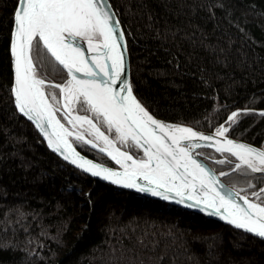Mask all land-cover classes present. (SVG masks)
Listing matches in <instances>:
<instances>
[{
	"label": "trees",
	"instance_id": "1",
	"mask_svg": "<svg viewBox=\"0 0 264 264\" xmlns=\"http://www.w3.org/2000/svg\"><path fill=\"white\" fill-rule=\"evenodd\" d=\"M110 2L129 43L135 93L149 111L199 131L224 125L228 136L264 149V0ZM16 5L0 0V264H264V240L103 183L48 149L12 95ZM34 55L61 99L55 85L67 73L41 59L43 51ZM237 109L250 111L228 121ZM74 145L118 167L85 142ZM128 150L143 157L135 145ZM199 153L224 182L264 202V174L237 169L228 153Z\"/></svg>",
	"mask_w": 264,
	"mask_h": 264
},
{
	"label": "snow or ice",
	"instance_id": "2",
	"mask_svg": "<svg viewBox=\"0 0 264 264\" xmlns=\"http://www.w3.org/2000/svg\"><path fill=\"white\" fill-rule=\"evenodd\" d=\"M13 23L14 103L20 113L35 122L52 149L86 173L141 193L203 208L264 238V202L247 196L240 200L234 189L225 191L193 149L207 142L220 153L227 151L238 158L237 169L262 173L264 150L229 138L224 125L216 128L215 135H208L158 119L149 111L126 74L128 42L110 0H17ZM34 48L37 53L43 51L41 59L50 57L66 69L68 79L55 87L62 92L61 110H67L64 114L70 128L57 116L56 105L61 101L56 92L49 95L46 91L45 86L55 82L38 74ZM81 100L104 121L109 132L115 131V137L103 131L91 116L74 110ZM240 111L250 109L232 111L228 121L235 122ZM85 127L91 138L81 131ZM69 137L100 149L121 167H108L82 155ZM129 142L143 150L142 158L117 146Z\"/></svg>",
	"mask_w": 264,
	"mask_h": 264
},
{
	"label": "water",
	"instance_id": "3",
	"mask_svg": "<svg viewBox=\"0 0 264 264\" xmlns=\"http://www.w3.org/2000/svg\"><path fill=\"white\" fill-rule=\"evenodd\" d=\"M110 5H111L112 9L114 10V15H115V17H118V14H117L116 10L114 9V7H113V5H112L111 2H110ZM118 18H119V17H118ZM119 20H120V19H119ZM120 23H121V21H120ZM121 26L123 27L122 23H121ZM13 31H14V24H13ZM13 31H12V34H13ZM11 38H12V36H11ZM124 38L127 39L126 33L124 34ZM127 42H128V40H127ZM83 43L86 45V41L83 42ZM86 54H88L89 56L91 55L90 52H87ZM125 54H126V74H127L128 77L131 79L132 84H133L132 60H131V53H130L129 43L127 44V48L125 49ZM11 57H12V68H13V85H12V89H13V87H14V57L12 56V54H11ZM60 66L63 68L62 65H60ZM63 69H64V68H63ZM64 71L66 72V69H64ZM66 73H67V72H66ZM81 75H83V74H81ZM117 84H118V85H119V84H122V81H118ZM133 91H134V93H135L134 86H133ZM135 94H136V93H135ZM12 95H13V99H14V91H13V90H12ZM137 98H138V97H137ZM138 99H139V98H138ZM15 106H16V105H15ZM16 108H17V110H18V106H16ZM18 112H19V110H18ZM19 114H20L22 117H24L28 122H30V123L34 126V128L36 129V131L39 133V135L41 136V138L44 140V142H45V144L47 145L48 149H49L53 154H55L57 157H59V158H60L62 161H64L65 163H67V164H69L70 166L74 167L75 169H77V170L83 172L84 174H86V175H88V176H90V177H92V178H94V179H96V180H99V181H101V182H103V183H106V184H109V185H112V186L119 187V188L124 189V190H126V191H129V192H131V193H136V194H139V195H143V196H146V197H149V198L155 199V200H157V201H161V202H164V203H168V204H171V205H174V206L180 207V208H182V209H185V210L190 211L191 213H193V214H195V215H197V216H199V217H201V218L209 219V220L214 221V222H216V223H218V224H221V225L230 226V227H232V228H234V229H237V230H240V231L246 232V233H248V234H250V235H252V236H255V237L259 238V239L264 240V238L258 237V236H257L256 234H254V233L248 232V231H246V230H244V229H240V228H238V227L235 226V225H232L229 221H225V220H223L222 217H219V216L213 215V214H211L210 212H205V211L203 210V208H200V207H191V206H190L189 204H187V203H186V204H180L178 201H175V200H165L163 197H156V196H154V195H152V194H150V193H141V192H140L139 190H137V189H131V188L126 187L125 185H117V184H115L114 182H112V181H107V180H105V179L102 178V177L94 176V175L91 174V173H86V171L80 169L78 165L73 164L70 160H67L65 157L61 156V155H60L59 153H57L54 149H52V148L47 144V139L43 136V134L39 131V129H37V128L35 127V122H34V121H31V120H30L28 117H26L23 113H20V112H19ZM173 124H174V123H173ZM198 131H199V130H198ZM203 132H205V134H208V135H215V132H207V131H203ZM226 135H227V134H226ZM227 136H228V135H227ZM228 137H229V138H232V139H236V138H233V137H230V136H228ZM236 140H238V141H242V142H245V143H248V144H251V145H253V146H255V147L259 148V149L264 150L263 148H261V147H259V146H257V145H254V144H252V143H249V142H247V141H243V140H240V139H236ZM214 142H215V141H213V143H214ZM73 145H74V143H73ZM74 147L77 149V151H79L78 148H77L75 145H74ZM202 148H208V149H212V150H215V151H218V150L215 149V148H213V147H211V145L208 144L207 142H204V143H202L199 147H195V148L193 149V152H194V154L196 155V158H197V159L201 160L203 163H205V164L211 169L212 174L217 178V180L219 181V183L225 186V187H224V190H225V191H227V190H229V189H234L237 193H239V196L237 197V199L243 200V197H245V196H247V195L241 193L240 191L236 190L235 188L231 187L230 185H228L226 182L223 181L221 175H220L219 173L216 172V170L213 168V166L210 164V162L207 161V160H206L203 156H201V154L199 153V150L202 149ZM80 152H81V151H80ZM218 152H219V151H218ZM224 153H228V152L225 151ZM81 154H82V155H85V154L82 153V152H81ZM228 154H231V153H228ZM231 155H233V154H231ZM85 156H87V155H85ZM88 157H89V156H88ZM89 158H91V157H89ZM91 159H93V158H91ZM94 160H95V159H94ZM96 161H97V160H96ZM97 162H99V161H97ZM99 163H101V162H99ZM102 164H103V163H102ZM104 165H106V166H108V167H112V166H109V165H107V164H104ZM115 168H120V167H115ZM256 173H258V174H264V173L259 172V171H256ZM247 197H248L249 199L254 200V199H253L252 197H250V196H247Z\"/></svg>",
	"mask_w": 264,
	"mask_h": 264
},
{
	"label": "rangeland",
	"instance_id": "4",
	"mask_svg": "<svg viewBox=\"0 0 264 264\" xmlns=\"http://www.w3.org/2000/svg\"><path fill=\"white\" fill-rule=\"evenodd\" d=\"M46 87V91L49 93V95L51 94V90L49 91V89H48V85H46L45 86ZM61 91V90H60ZM60 101H61V103L60 104H57L56 105V110H57V116H59L60 117V119H61V121L63 122V123H65V125L67 126V127H71V125H70V123H69V121H68V118L65 116V114H64V112L65 111H67L66 109L65 110H61V107H62V102H63V97H62V92H61V99H59ZM80 104H83L85 107H86V105H85V102L83 101V100H81L76 106H75V111H78L79 112V114L80 115H87V114H84L82 111H80V109H79V105ZM90 111V110H89ZM90 113H91V115H88V116H91L92 118H93V120H95L96 121V123L101 127V129L103 130V131H105V129L103 128V125L104 126H106V124L104 123V121H102L98 116H96L95 114H93L91 111H90ZM107 127V126H106ZM225 127H227V126H225ZM81 131H83L84 133H85V135H88L90 138H91V133H89L88 131H87V128L85 127L84 129H81ZM215 132V131H214ZM106 133H108V134H110V135H112L113 137H115V135H116V133H115V131L114 130H112L111 132H109V130H108V132H106ZM227 134V133H226ZM69 139L70 140H72V142L74 143V142H81L80 140H77L75 137H69ZM131 145H134L132 142H129V143H127V144H118V146L120 147V148H122L123 150H126V151H129L128 150V148L131 146ZM90 147H92V148H94L92 145H89ZM95 149V148H94ZM96 150H98V151H100V152H102L100 149H96ZM143 151V150H142ZM103 153V152H102ZM105 155H107L106 153H104ZM133 155V154H132ZM108 156V155H107ZM135 156V155H134ZM109 157V156H108ZM110 159H111V157H109ZM137 158H140V157H137ZM112 160V159H111ZM115 164H116V162L114 161V160H112ZM118 165V164H117ZM118 167H121V165H118Z\"/></svg>",
	"mask_w": 264,
	"mask_h": 264
},
{
	"label": "bare ground",
	"instance_id": "5",
	"mask_svg": "<svg viewBox=\"0 0 264 264\" xmlns=\"http://www.w3.org/2000/svg\"><path fill=\"white\" fill-rule=\"evenodd\" d=\"M118 146V145H117ZM119 147V146H118ZM123 150V149H122Z\"/></svg>",
	"mask_w": 264,
	"mask_h": 264
}]
</instances>
